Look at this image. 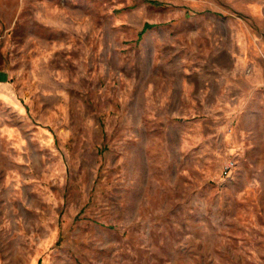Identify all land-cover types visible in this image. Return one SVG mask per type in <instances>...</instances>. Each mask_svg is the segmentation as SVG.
Returning <instances> with one entry per match:
<instances>
[{"label":"rangeland","instance_id":"374dc122","mask_svg":"<svg viewBox=\"0 0 264 264\" xmlns=\"http://www.w3.org/2000/svg\"><path fill=\"white\" fill-rule=\"evenodd\" d=\"M0 264H264V0H0Z\"/></svg>","mask_w":264,"mask_h":264}]
</instances>
